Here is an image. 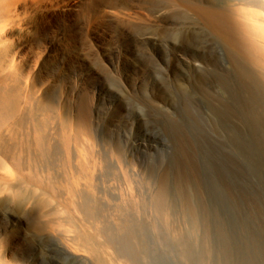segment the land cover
<instances>
[{"label":"rangeland","instance_id":"obj_1","mask_svg":"<svg viewBox=\"0 0 264 264\" xmlns=\"http://www.w3.org/2000/svg\"><path fill=\"white\" fill-rule=\"evenodd\" d=\"M164 1L0 0V264H264V0Z\"/></svg>","mask_w":264,"mask_h":264},{"label":"bare ground","instance_id":"obj_2","mask_svg":"<svg viewBox=\"0 0 264 264\" xmlns=\"http://www.w3.org/2000/svg\"><path fill=\"white\" fill-rule=\"evenodd\" d=\"M113 1V0H112ZM160 1H162L161 3H163V0H160ZM166 1V0H165ZM164 1V2H165ZM179 2V6H181V3H186L187 5L189 4V6L191 7V5H190V3L191 4H194V6L192 7V9L195 11V13L197 14H201L203 17H204V19H205V16L207 17V16H211V17H209L208 19H211L212 21H213V23H211V26H209L210 28L211 27H213L214 29H216V31H223V33L225 32L226 34L228 33L229 35L230 34H232L233 36H232V38L233 37H235L236 38V44L238 45V47H239V49H242V50H246V49H250V50H252L251 51V53H250V55H251V57H253L252 58V60L253 61H256L258 58H256V55H258L259 53L261 54L263 51H262V45L259 43V39H261V37H259L260 35H258V37H259V39L257 40V39H255V37H252V36H255L254 34H252V32L251 31H253V33L255 32V33H257V32H259V31H257L256 32V30H253L251 27V25H253V24H249L250 25V29H252L251 31H250V29H249V25H246V24H248V23H246L245 21H247L246 20V18H244L243 16H241L240 17V19L243 17V19L245 20L244 22L243 21H239L238 19H236L235 17H234V15H233V12L234 11H232V10H234L235 8H236V12L237 13H239V9H241L242 8V6H241V8H238L237 9V7H238V5H237V7H234V6H232V7H234L232 10H230V7L228 8H226L225 6H221V7H223L224 9H221V10H223L222 12H214V10H212V11H209V14L207 13V12H205V10H198L199 9V5H198V3L199 4H203L204 5V3H211V5L213 6V4H216L215 3V1H217L218 2V0H184V1H182V0H171V2ZM192 1L194 2V3H192ZM225 1H227V0H225ZM254 1V0H253ZM153 2V1H152ZM169 2H170V0H169ZM168 2V3H169ZM222 2V1H221ZM228 2V1H227ZM226 2V3H227ZM252 2V1H251ZM166 3H167V1H166ZM113 4H115V3H113ZM156 4V3H155ZM170 4V3H169ZM172 4V3H171ZM229 4H234V3H229ZM245 4V3H244ZM160 6H159V10H160V8H161V6L162 5H164V4H159ZM185 5V4H184ZM186 5V6H187ZM208 5V4H207ZM207 5H206V7H207ZM228 5V4H227ZM113 6V5H112ZM150 6V5H149ZM155 6H157V5H155ZM167 6V5H166ZM211 6V7H212ZM216 8L218 7V5H214ZM220 6V5H219ZM250 6H252L251 4H250ZM201 7V6H200ZM210 7V6H209ZM210 7V8H211ZM214 7V8H215ZM239 7H240V4H239ZM244 7H246V6H244ZM154 8V7H153ZM156 8H158V7H156ZM167 8V7H166ZM202 8V7H201ZM213 8V7H212ZM213 8V9H214ZM157 10V9H156ZM162 10H163V7H162ZM217 10V9H216ZM152 11H154L155 12V10L153 9V10H151V12ZM164 11V10H163ZM206 11H208V9L206 10ZM218 11V10H217ZM242 11V10H241ZM250 11V10H249ZM158 12V11H157ZM161 12V11H160ZM164 12H166V11H164ZM253 12V11H252ZM194 12H192V14H193ZM194 13V14H195ZM241 13H242V15H243V12H240V15H241ZM249 13H251V12H249ZM158 14V13H157ZM161 14V13H160ZM160 14H159V16H160ZM165 14V13H164ZM195 14V15H196ZM207 14V15H206ZM154 15V14H153ZM180 15V14H179ZM183 15V14H182ZM205 15V16H204ZM239 15V16H240ZM253 15V14H252ZM154 16H156V15H154ZM158 16V15H157ZM162 16V15H161ZM160 16V17H161ZM236 16V15H235ZM238 16V17H239ZM152 17V16H151ZM164 17V16H163ZM201 17V16H200ZM203 17H202V19H203ZM248 17V16H247ZM150 18V17H149ZM154 18V17H153ZM159 18V17H158ZM162 18V17H161ZM168 19V18H167ZM207 19V18H206ZM198 20H200V18L198 17ZM242 20V19H241ZM201 21V20H200ZM203 21V20H202ZM248 22V21H247ZM206 23H207V21H206ZM249 23H251V22H249ZM255 23V22H254ZM208 24H210V23H208ZM260 24V23H259ZM144 26V25H143ZM201 26V25H200ZM206 26V25H205ZM258 26V25H257ZM257 26H256V28H257ZM207 27V26H206ZM208 27V28H209ZM255 27V26H254ZM253 27V28H254ZM197 28V27H196ZM261 28V27H260ZM200 29V28H199ZM255 29V28H254ZM262 29V28H261ZM142 31H144V30H142ZM204 31H205V29H204ZM261 31V30H260ZM219 32V33H220ZM249 32V34H250V32H251V34H252V36L251 37H249V34H247V33ZM262 32V31H261ZM183 33V32H182ZM260 33V32H259ZM263 33V32H262ZM262 33H260L261 35H262ZM144 34V33H143ZM147 34V33H146ZM185 35H186V33H185ZM221 35H223V34H221ZM257 35V34H256ZM148 35H146V37H147ZM224 36V35H223ZM228 36V35H227ZM226 36V37H227ZM231 36V35H230ZM149 37V36H148ZM147 37V38H148ZM151 37V36H150ZM149 37V38H150ZM138 38V37H137ZM148 38V39H149ZM225 38V37H224ZM227 38H229V37H227ZM231 38V37H230ZM264 38V37H263ZM152 41V40H151ZM234 42H235V40H233ZM263 41H261V43H262ZM263 44V43H262ZM186 46V45H185ZM188 46V45H187ZM206 47V46H205ZM236 47V46H235ZM183 48V47H182ZM191 48V47H190ZM197 48H199V47H197ZM203 48V47H202ZM183 49H185V47L183 48ZM192 49H193V47H192ZM239 49H238V51H239ZM178 50V49H177ZM263 50H264V48H263ZM182 51V50H181ZM184 52H186L185 50H183ZM193 51H194V49H193ZM197 51V50H196ZM236 51H237V49H236ZM237 51V52H238ZM240 52V51H239ZM193 54L195 53V52H192ZM241 53V52H240ZM186 54V53H185ZM196 54V53H195ZM201 54H202V52H201ZM203 54H204V52H203ZM243 55H244V53H242ZM241 54V55H242ZM188 55V54H187ZM186 55V56H187ZM198 55H199V53H198ZM247 55V54H246ZM246 55H244L243 57H247ZM259 56V55H258ZM264 56V55H263ZM263 56H261V61L259 60V62H261L262 63V60H264V59H262V57ZM178 57H180V56H178ZM182 57H183V55H182ZM189 57V56H188ZM187 57V58H188ZM191 57V56H190ZM198 57V56H197ZM205 57V56H204ZM203 57V55H202V58H204ZM242 57V56H241ZM240 57V58H241ZM250 57V58H251ZM195 58H196V56H195ZM195 58H192V59H185V61L188 63V65L190 66V64L191 65H193V66H195V68L197 67V66H199V65H201V64H203V63H199L198 61H197V59H195ZM200 58V57H199ZM248 58V57H247ZM264 58V57H263ZM184 59V58H183ZM209 59V58H208ZM246 59V58H245ZM255 59V60H254ZM252 60H251V62L250 63H252ZM203 61V60H202ZM210 61V60H209ZM242 61V60H241ZM250 61V60H249ZM200 62H201V60H200ZM211 62V61H210ZM204 63H206L207 64V61L206 62H204ZM249 63V62H248ZM209 64V63H208ZM244 64H245V62H244ZM254 64V62L252 63V65ZM257 64V63H256ZM249 65V68H250V64H248ZM251 65V66H252ZM258 65V64H257ZM263 66H264V64H262ZM188 66V67H189ZM245 66H247V64L245 65ZM194 68V67H193ZM203 68V67H202ZM201 68V69H202ZM252 68V67H251ZM204 69V68H203ZM252 70H253V68H252ZM257 71V70H256ZM264 73V72H263ZM256 74V73H255ZM260 74H262V73H260ZM253 76L255 77V75L253 74ZM256 78V77H255ZM258 79V78H257ZM259 80V79H258ZM261 81V80H260ZM263 82V81H262ZM261 82V83H262ZM6 93V94H5ZM4 98H6L7 100L9 99V97L7 96L8 95V92L6 91V92H4ZM3 95L0 97V98H2L3 97ZM4 98H2V99H4ZM1 99V100H2ZM6 99H4V100H6ZM3 100V101H4ZM47 142V141H46Z\"/></svg>","mask_w":264,"mask_h":264}]
</instances>
